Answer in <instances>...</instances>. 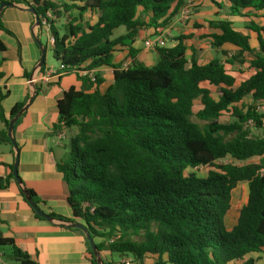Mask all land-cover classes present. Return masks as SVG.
<instances>
[{"label": "trees", "instance_id": "obj_1", "mask_svg": "<svg viewBox=\"0 0 264 264\" xmlns=\"http://www.w3.org/2000/svg\"><path fill=\"white\" fill-rule=\"evenodd\" d=\"M4 2L24 3L35 8L40 20L47 19L59 63L52 77L75 73L84 83L58 100L54 126L55 133L75 128L57 164L74 218L49 214L84 223L101 253L107 249L130 256L133 264H149V258L150 264H257L255 254L264 252V134H253L248 123L264 128V113L258 110L264 101V24L252 19L247 27L257 34L254 47L251 36L228 17L263 16L264 0H214L227 17L208 21L213 46L223 54L228 53L226 45L237 48L233 58L241 62L247 53L254 56L253 73L240 83L221 58L201 63L194 46L189 54L186 41L192 34L156 47L158 59L152 66L138 60L136 40L143 32L151 38L166 30L186 0H0V5ZM2 15L0 30L13 35ZM43 32L40 22L38 36ZM5 50L0 40V51ZM123 50L131 60L125 66L114 62L115 53ZM45 66L46 58L40 73ZM102 67L113 68L105 89L98 73ZM83 71H93L95 81ZM6 95L0 94V145L13 148L9 121L28 97L8 114L1 104ZM247 97L252 103H243ZM224 112L232 121H220ZM228 157L259 160L221 162ZM202 166L209 167L206 175L198 173ZM11 168L9 176H0V189L15 179ZM242 182L249 190L237 203L234 192ZM27 190L39 205L36 193ZM69 228L82 233L90 260L98 264L85 234ZM0 245L11 247L12 262L33 264L1 232Z\"/></svg>", "mask_w": 264, "mask_h": 264}, {"label": "crops", "instance_id": "obj_2", "mask_svg": "<svg viewBox=\"0 0 264 264\" xmlns=\"http://www.w3.org/2000/svg\"><path fill=\"white\" fill-rule=\"evenodd\" d=\"M187 2H193L196 5L194 14L183 22L179 12L166 29L170 41H173L172 45L175 44L174 37L180 34H192L193 37L186 41L189 54L192 53V46L197 48L198 57V52L202 55L207 50L222 52V49H216L213 46L208 36L212 32L208 21L226 18L224 10H221L214 0H186ZM214 13L215 16H212ZM235 17L242 16H229L228 18L233 21ZM2 19L5 26L13 33L12 35L0 30V40L6 46L5 51H0V73L2 74L0 94L7 93L1 101L6 113L9 114L17 102L24 101L27 97L28 102L38 87V93L34 95L30 106L19 118L14 130V136L20 149L19 175L26 188L36 193L39 207L43 211L74 218L67 202L69 189L63 173L57 167L68 149L64 143L68 131L64 130L66 136L61 138L54 132V126L59 120L58 100L72 86L82 89L83 80L75 73L63 75L60 79L52 77L48 82L42 80L43 74L39 72L40 69L36 70L41 58V49L33 36V32L38 35V28H34V15L26 9L24 3H15L14 6L5 7ZM205 19H208L207 24L198 27L197 22H204ZM174 31L178 34H174ZM40 38L43 41L42 37ZM143 38L150 37L143 32L134 43V47L139 49L137 58L146 65L152 66L158 59V53L155 48H147L145 42L143 44ZM47 43L48 48H51L48 39ZM204 46L209 49H205ZM48 48L46 49V61ZM227 48L238 50L230 45L223 47V49ZM130 61L128 50L115 53V63L125 66ZM50 68L58 69L59 63L54 65L46 62L45 73ZM98 73L104 78L101 88H107L113 80V68L102 67ZM2 128L3 123L0 120V129ZM14 162V147L1 144L0 176H9L12 173L11 166ZM0 232L4 237L13 239L17 247L26 251L33 264H94L90 260L88 245L82 233L46 219L37 218L16 179H11L7 187L0 189ZM0 250L4 251L7 260L12 262L8 256L11 247L0 245ZM102 257L107 262L113 261L114 264H124V259L132 260L130 256L121 255L119 259H116L114 254L107 249L102 252ZM151 262L152 259H147V263Z\"/></svg>", "mask_w": 264, "mask_h": 264}, {"label": "rangeland", "instance_id": "obj_3", "mask_svg": "<svg viewBox=\"0 0 264 264\" xmlns=\"http://www.w3.org/2000/svg\"><path fill=\"white\" fill-rule=\"evenodd\" d=\"M191 14H194V11H192ZM212 16H215V13L212 14ZM252 19L257 21L258 23H264V15L257 17V18H254V17H235L233 21H234V26L237 29H239V30H241V31H243V32H245L251 36L252 45L255 47L257 44V34L254 31L247 28L248 25H250V21ZM207 20L208 19H205L204 22H197V24H199V25L207 24ZM59 24H62V21H60ZM123 31H124V28L122 27L117 31V33H121ZM173 33L178 34L176 31H174ZM47 35L48 34H46V32H43V34L41 36L44 44L47 43V39H48ZM145 39L146 38H143V44L146 41ZM172 44H173V41L168 42V46H171ZM204 47H205V49H209V47H207V46H204ZM226 51L228 52L227 54H223L222 52L216 53L214 50H207V51L203 52L202 55H200V52H198L199 60L201 63H203V62L210 60L213 57L218 56L219 58L223 59L227 70L236 77L238 83L247 79L253 73V69L251 68V60L254 56L252 54L247 53L242 57L243 62H241L240 60H235L233 58L234 55H238V50H235L232 48L231 49L227 48ZM230 60L233 62H229ZM46 62L48 64L57 65V61L53 57V52H52L51 48H48L47 61ZM212 89L217 90L215 87H213ZM243 103L244 104L252 103V98L251 97L245 98ZM199 107H200V101L197 100L195 110L197 111L199 109ZM258 110L260 113H264V101L261 102L260 106H258ZM194 120H197V118L194 117ZM220 121L221 122L232 121V116L230 115L229 112H224L222 114V116L220 117ZM263 121H264V118H263ZM248 125L251 128L253 134H257V135H263L264 134V128H255L252 120L249 121ZM74 131H75V128L68 129V135L64 139V143L67 145V147H69V145H70V136L72 135V133H74ZM258 160H259L258 158H252V159H249L247 161H238V160H233L230 157H228L226 159H223L221 162L224 163V162L234 161L235 163H238V164H244V163L257 162ZM208 169H209V167H206V166L199 167V172H198L199 175H206L208 173ZM189 170L194 171V169H192V168H190ZM248 190H249L248 184L246 182L240 183L239 187L234 192L235 200L237 203H241L245 200V198L248 194ZM134 238H139V237H134ZM99 239L102 240L103 238H99ZM255 256L260 258L258 260L257 264H264V252L263 253H256ZM114 257L116 259L120 258L119 254H114Z\"/></svg>", "mask_w": 264, "mask_h": 264}, {"label": "water", "instance_id": "obj_4", "mask_svg": "<svg viewBox=\"0 0 264 264\" xmlns=\"http://www.w3.org/2000/svg\"><path fill=\"white\" fill-rule=\"evenodd\" d=\"M15 3L14 2H4L0 5V14L1 12L3 11V9L5 7H8V6H14ZM26 9L28 11H30L33 15H34V18H35V22H34V28H38L40 26V17L37 13V11L35 10V8H32V7H27L26 6ZM33 36H34V39L35 41L37 42V44L39 45L40 49H41V58L39 60V63L37 64L36 66V70H39L44 62H45V58H46V45L43 43V41L41 40V38L37 35L36 32H33ZM36 94L35 90L34 92L32 93V96L31 98L29 99V101L18 111V113L12 117L9 121V126H8V135L11 139V142L13 144V147H14V150H15V162H14V165H13V175L21 189V191L23 192V194L25 195L26 197V200L27 202L33 207L34 211L36 213H38L41 217L45 218L46 220H48L49 222H52V223H58L60 225H63V226H66V227H74V228H78L80 229L86 236L92 250H93V254L96 256L97 258V263L98 264H104V261H103V257H102V253L98 250V247L96 245V241L93 239L87 225H85L84 223L82 222H79V221H66V220H59V219H56L55 217H53L52 215H50L49 213L43 211L39 205L37 203H35L32 199V196L29 194L26 186L23 184V181L19 175V170H18V165H19V154H20V149L18 147V144H17V141H16V138L14 136V125L16 123V121L21 117V115L28 109V107L30 106L31 102H32V99L34 97V95Z\"/></svg>", "mask_w": 264, "mask_h": 264}, {"label": "built area", "instance_id": "obj_5", "mask_svg": "<svg viewBox=\"0 0 264 264\" xmlns=\"http://www.w3.org/2000/svg\"><path fill=\"white\" fill-rule=\"evenodd\" d=\"M195 6L196 5L193 2H187L182 7V9L180 11V17H181L183 22H186L190 18V15H191L192 11H194ZM47 16L48 17L51 16L50 12L47 13ZM40 22L43 25L45 32L48 34V42H49L50 46H52L55 42V38L49 32V25H48L47 19L43 18L40 20ZM169 37L170 36L166 32V30H163V31L159 32V34H156L154 37L146 39L145 46L147 48H156V47L167 46L168 42L170 41ZM56 73H57V69L54 70V69L50 68L46 71L45 74H43L42 80L48 82L52 78V76ZM81 75H83V76L88 75L92 81H95V76H94L93 71H91V72L83 71L81 73ZM56 133L61 138H65V136H66V133L64 132V130L57 131ZM123 263L124 264H132V260L124 259ZM0 264H14V263L7 260V258L5 256V252L2 250H0Z\"/></svg>", "mask_w": 264, "mask_h": 264}]
</instances>
